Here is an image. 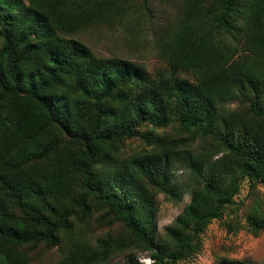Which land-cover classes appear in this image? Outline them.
<instances>
[{
  "label": "trees",
  "instance_id": "16d2710c",
  "mask_svg": "<svg viewBox=\"0 0 264 264\" xmlns=\"http://www.w3.org/2000/svg\"><path fill=\"white\" fill-rule=\"evenodd\" d=\"M126 12V0H0L1 264H31L41 246L57 248L56 264H102L131 249L178 264L199 253L209 223L237 211L244 181L264 185V0H180L154 74L73 38ZM167 126L183 139L156 132ZM131 139L142 146L128 155ZM181 165L182 186L170 178ZM184 193L157 239V196ZM253 201L244 222L264 234ZM93 216L121 228L96 248L78 232Z\"/></svg>",
  "mask_w": 264,
  "mask_h": 264
},
{
  "label": "rangeland",
  "instance_id": "374dc122",
  "mask_svg": "<svg viewBox=\"0 0 264 264\" xmlns=\"http://www.w3.org/2000/svg\"><path fill=\"white\" fill-rule=\"evenodd\" d=\"M180 0H126L127 12L122 21L110 24L91 26L77 33L73 38L80 41L96 58L119 59L135 62L145 70L154 74L163 70L165 64L159 54L158 42L166 28L173 25L178 17ZM231 108L234 104L230 105ZM146 130V129H144ZM159 134L168 133L180 136L179 130L167 126L158 129ZM201 141L197 140L192 146L193 152L199 151ZM142 146L139 139L126 142V153H137ZM189 170L183 165L176 167L170 174L171 182L184 185L187 182ZM257 199L261 212H264V185L258 184L249 191L247 182L242 183L239 195L235 201L238 205L234 213L226 210L221 220H213L200 235L201 248L191 259L180 261L178 264H217L225 258L237 263L264 264V234L250 232L244 222L245 212ZM189 201V194L184 193L180 201H172L163 194L156 199V237L162 238L165 229L180 214L184 205ZM251 206V207H252ZM231 221L237 225L236 232L228 231L226 223ZM121 228L117 224H106L99 217L93 216L78 223L81 238L96 248L97 240L104 239L108 234L117 236ZM38 253H33L36 261L31 264H56L61 254L57 248L39 247ZM129 254L137 264H149L150 254L140 250H127L116 253L102 264H129ZM1 264V261H0Z\"/></svg>",
  "mask_w": 264,
  "mask_h": 264
}]
</instances>
